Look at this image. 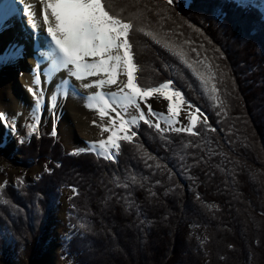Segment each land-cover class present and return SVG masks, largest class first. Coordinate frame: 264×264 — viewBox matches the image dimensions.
I'll return each instance as SVG.
<instances>
[{"label":"trees","instance_id":"obj_1","mask_svg":"<svg viewBox=\"0 0 264 264\" xmlns=\"http://www.w3.org/2000/svg\"><path fill=\"white\" fill-rule=\"evenodd\" d=\"M128 1L129 6L125 0L105 3L111 5V14L131 25L126 39L133 50L132 61L139 65L137 77L144 75L137 83L149 88L174 80L186 99L205 111L209 127L203 120L195 123V132L144 129L149 124L140 125L135 127L134 140L120 141L117 159H107L90 148L67 150L59 138L54 140L53 131L51 136L38 129L31 131L26 140H18L20 164L29 166L43 158L46 167L28 185L16 183L15 187L4 185L0 189V264H39L50 214L64 188L71 190L67 207L70 231L61 239L60 251L65 264H177L178 253L173 248L181 250L189 243L199 244L203 239L200 229H208L197 201L207 207L211 203L204 202L220 204V227L234 226L230 220H234L236 213L245 233L247 228H253L252 223L248 226L249 221L260 220V216L252 220L251 211L247 213L249 217L245 215L244 209L248 208L240 198L247 195L248 188L242 185L240 170L233 175L231 170L244 159L258 166L261 179L264 177V20L260 19L263 11L248 2L244 3L247 6H239L233 0H173L167 6L156 0ZM137 28H142V33ZM152 32L161 33L167 44L156 35L152 38ZM176 45L185 46V51L179 52ZM185 62L194 73L179 65ZM199 71H204L213 82L215 94L199 87ZM226 97L232 100L227 101ZM229 116L231 120L237 119L242 133L235 129L236 133L229 132ZM210 126L215 128L214 132ZM250 139L259 149L257 158L247 147ZM182 142L188 144L180 149ZM144 176L150 178L146 180ZM251 188L249 192L258 190L254 193L264 195L261 182L256 190ZM16 194L26 209L11 204L9 198ZM125 200L133 202L136 208L126 205ZM190 209L192 213L188 214ZM262 209L260 212L264 213ZM101 210L106 214L112 211V217L129 230L119 234L116 248L107 247L117 240L110 238L115 223L108 225ZM173 213L175 217L171 219ZM94 215L99 220L92 223ZM262 232L257 228L254 233ZM259 240H249L246 264H252V260L255 264L254 255L257 260L262 258ZM241 243L244 241L238 240L235 245ZM136 248L144 260L138 257ZM164 248H170L173 254H161Z\"/></svg>","mask_w":264,"mask_h":264},{"label":"rangeland","instance_id":"obj_2","mask_svg":"<svg viewBox=\"0 0 264 264\" xmlns=\"http://www.w3.org/2000/svg\"><path fill=\"white\" fill-rule=\"evenodd\" d=\"M37 1L34 4H37ZM113 0H109L111 3ZM240 1V0H238ZM252 2L254 5L258 6L264 11V1L260 0H249ZM18 0H15L16 3V8L20 7L18 5ZM126 5H130L128 0H125L124 2ZM40 4V1H39ZM258 4H260L262 7H260ZM124 4H121L122 8L125 10H129V7ZM120 6V7H121ZM22 7V6H21ZM22 9V8H21ZM23 10V9H22ZM21 10V11H22ZM36 13L35 17L32 19H29L24 12H22L21 16L18 17V12L16 11L13 14V19L16 18L17 20V26L13 29V32H11V35L14 37V34L18 31L21 34L17 35L18 39H21L23 41V44L21 43L22 47H18V44H14L15 47L13 48V55L10 56V58H6L2 54V45L5 44L3 42L0 43V62H3L2 65H7L8 68L7 71H10V73H13L17 75V72H14L12 68L18 69L20 68L22 61L19 63L15 61H19L20 57H18L19 53H22L24 56V61L25 57H27L26 52L29 49V45H31L34 41V32L32 28V23H35V20L38 17V12ZM261 20H264V13L262 16H260ZM9 20V19H8ZM10 21V20H9ZM25 23V25H23ZM142 29V28H141ZM139 28H137V31L139 33H142ZM9 29H7L6 32H8ZM5 29L1 28V33H0V39H3L5 36ZM151 35L152 38H154V35L162 39L165 43L164 38L160 34H154ZM144 37V36H143ZM11 36L7 37V40H11ZM145 38V37H144ZM21 41V42H22ZM229 41H232L234 43L235 40L230 39ZM129 43V54L133 56V50L132 47ZM170 43V42H169ZM236 43V42H235ZM237 44V43H236ZM9 44L6 43L5 46H8ZM168 47V45H166ZM25 47V48H24ZM177 49L180 48L179 52L183 53L185 51L181 45H176L175 46ZM10 48V47H9ZM134 48V47H133ZM21 50L20 52L17 51ZM187 50V49H186ZM134 57V56H133ZM13 58L15 59L13 62ZM48 59V58H46ZM45 59V60H46ZM41 58H37V63L39 65L41 64L40 67H43L44 61ZM12 62V63H11ZM44 62V63H43ZM5 63V64H4ZM133 71H134V76L133 80L137 81L140 78H144V75H138L136 74V68L138 71L139 65L135 64L133 61ZM53 66V69L50 70L49 76L46 80V83L43 85L44 80L41 76L38 74H33V78L29 81L28 78V83L25 85L27 89L32 88L34 92L40 93L42 92L43 95L41 96V102H40V108L39 110H35V113H33L34 109V97L31 94H29V91H25L24 93L22 89H20L22 95L21 98H19L18 102L14 101V94H7L4 91H2V95L0 96V114H6L7 119L6 120H0V189L4 185L8 186H16V183H21L23 186L28 185L32 183L34 180L38 178L37 174L39 175L45 166V161L43 158H39V160H36L35 162H31V165L29 166H22L20 163V156L21 154H18L17 146L16 143L18 140L25 139L28 137L29 132L32 130L31 125L36 123V118H39V123L37 124L36 129H38V132L43 131L44 132L48 131L51 134V131L55 129L56 132V137L54 140H59L63 142V145L65 146V149L67 150H72L73 148H89V146H92L91 149L98 151L99 153L103 154V150L100 149L98 142L100 140H107V136L110 133H105L101 130V125H106L108 117H104L103 119L99 116V112L94 109V108H89L87 105L89 104V101L87 97L89 95L82 94L80 90H77L74 87V80L71 79L67 72L62 73V69L60 70L59 73L55 71L56 67L54 64H51ZM181 67L189 70L190 72L194 73L195 70H190V65L185 62V64H179ZM2 68V67H1ZM197 69V68H196ZM22 68L20 69L21 73ZM2 72V70H1ZM143 72V69L142 71ZM25 73L28 74V70L25 69ZM12 76L9 74V77ZM67 77V78H66ZM127 77V75H126ZM175 77H180V75H175ZM39 78V79H38ZM69 78V80H68ZM39 80L38 83H36V80ZM196 79L199 81L200 79V84L199 87L201 89H204L208 94H215L217 91V88L214 86L213 82L207 77L206 73L204 71H199V74L196 72ZM63 80V82H62ZM17 81V80H16ZM66 81V83H65ZM135 81H133L135 83ZM172 81V80H171ZM19 82V81H18ZM71 82V83H70ZM91 80H84V81H76V87H79L83 83H91ZM163 83H168L162 82L158 86H155L154 88H159V86ZM138 88L137 83H135ZM171 85H175L174 83L169 84V91L173 92L174 90L171 88ZM0 87H7L10 88L9 90H13V86L11 83H9L6 86V82H0ZM203 87V88H202ZM213 88H215V92H213ZM142 89V88H140ZM153 89L152 87L147 88L146 90ZM143 90V89H142ZM15 92V91H14ZM175 92V91H174ZM179 92V91H178ZM16 93V92H15ZM157 93L158 92H154ZM94 94V93H93ZM8 95V96H7ZM11 95V96H10ZM92 95V94H90ZM159 95V94H158ZM120 95H117L116 97V102H118ZM108 95L105 97L110 104L113 103V97L107 98ZM159 97V96H158ZM215 98V97H213ZM177 99L180 100V98L173 97V103H176ZM227 101L232 100L229 97L227 98ZM149 100V99H146ZM159 100V102H158ZM186 104L190 105L187 106L185 103L181 102L180 100V108H179V123H168L167 118L171 115L170 113L167 112V104L168 101L164 100L162 96L160 98H155V95L151 97L150 103L152 107L155 109L156 114L155 116H148L147 118L151 121V125H144L145 123L142 120L137 119V122L135 124L129 123L126 125V127L129 129V133L132 131H135V127L139 128L140 125H144L142 128L144 129H152L154 127H157V123L159 124V127L161 130L164 129H174L176 127H181L183 128L184 132H193L194 125L195 123L199 120H203L205 123L208 124L207 122V114L204 113L201 109H199L197 106H194L193 104L189 103L187 100ZM229 103V102H228ZM189 108H196L199 109L198 113L194 109H188ZM118 110L121 111L122 115L124 118L128 121H131L132 116H137L139 117V113L136 112L133 108L129 107L127 109H123L122 107H118ZM142 111L145 112V115L147 116V109L142 107ZM189 110V111H188ZM194 110V111H193ZM190 114H189V113ZM109 115L112 117H115V112H109ZM185 115H189L185 117ZM190 116H195V121L192 122L189 117ZM185 117V122L181 123V118ZM236 118H232L231 116L226 118V128L229 130L230 133H236V132H241V127L237 123ZM95 121V123H93ZM232 122V123H231ZM233 124V125H232ZM191 125V131L188 130L189 126ZM207 126V125H206ZM205 126V128H206ZM234 126V128H233ZM210 129L212 132H214L215 128L210 126ZM226 129V130H227ZM233 129L236 130L233 131ZM36 131V130H35ZM34 132V131H33ZM222 135L224 134L223 130H220ZM227 132V131H226ZM242 133V132H241ZM5 136V139L3 137ZM46 136H48V133H46ZM137 137V133L135 136L132 137L131 140H134ZM172 138V136H170ZM224 138V135H223ZM173 139V138H172ZM247 142V147L251 149V151L254 153V156H260L259 149L257 148V145L251 142V139L248 140ZM120 140L118 141V143ZM134 142V141H133ZM181 148L187 147L188 143H180ZM208 147V146H207ZM178 149V150H180ZM177 150V151H178ZM176 151V153H177ZM21 152V151H20ZM118 150L115 148H109V155L112 157L116 158ZM241 164H236V169L231 170V174H237V169L240 170L239 174L240 177H242L241 182L243 183L242 185L249 189L251 188L252 190H256V186L259 185L261 182V187L264 185V177L263 180L261 172L258 168V166L255 165L253 166L252 163L247 162L244 159L239 160ZM47 163V162H46ZM234 177V176H233ZM146 180L150 178V176H144ZM182 182V181H181ZM183 188L187 186L185 184L182 185ZM250 186V188H249ZM246 193L247 195H244L243 197L245 198H240L242 199L243 205H246L248 210L245 208L244 212H246L245 215L249 212H253V216L251 219L253 220L254 218H258L257 222L249 221L248 226L252 223L253 228L249 229L247 228L246 233L241 229L240 226V221H237V213L236 209L233 207V215L235 214L234 220H230L234 224V226H229V229L226 227H220L223 223L222 221V210L219 208V203H213V202H204V203H211L208 204L210 207H207V205L200 203L197 201V208L200 211V215L207 220L204 224L207 225V228H201V234L203 239L199 241V244H194V243H189L188 245H185L181 248V250H177L173 248V251H176V254L178 253V261L177 264H246L247 263V253L248 250L247 248L250 246V243L253 242V239L255 237L260 238L258 241L257 245L259 250L261 251V256L259 260L257 255L255 256V264H264V213L260 212L261 209L264 211V195L260 194H255L254 192L256 191H251ZM240 194L237 192V195ZM17 195V194H16ZM71 195V190L68 188H64L62 190V194L59 199V203L55 206L53 213L50 214V222H49V231L48 234L45 238V246L43 248L42 254L39 258V264H65L64 260L61 258L60 251L62 247L61 239H63L67 233L70 231L69 227L67 226L66 218H67V207H68V197ZM11 204L13 205H18L21 206L23 205L22 199L20 195L13 196L9 198ZM250 199V200H249ZM126 201V200H125ZM239 202V201H238ZM127 203V204H126ZM241 204V202H239ZM126 205H129L132 209L136 208V205L131 202L129 204V201L127 200L125 202ZM261 206V207H260ZM261 208L260 210L257 208ZM23 209H26V207H22ZM105 210V208H104ZM14 211V210H12ZM102 211V210H101ZM251 211V212H250ZM213 212V214H212ZM192 213V210L188 212V214ZM102 214L106 217V221L108 225H115L113 226V231L112 234L110 235L112 237H116L117 240L114 241V243L109 247V244H107L108 248L111 247H118V237L119 234L121 233H128L125 229H123V225L121 222H117L116 219H114L112 216V211L106 214L104 211H102ZM238 214L242 216L241 209H239ZM175 213H173L172 218L173 219L175 216ZM95 216V215H94ZM99 216H101V213H99ZM102 217V216H101ZM249 217V215H247ZM103 218V217H102ZM99 220V217H92V223L95 221ZM171 221V220H170ZM227 222V221H226ZM225 222V223H226ZM244 224H246L244 222ZM116 229V232L114 231ZM257 228H260L263 232L259 235L257 233H254ZM106 234V233H105ZM165 232L163 233V235ZM142 239H138L140 241ZM238 240L244 241V243L241 245L236 246V242L238 243ZM250 240V243H249ZM146 241V240H145ZM147 252L148 255L150 253V247H149V239L147 240ZM162 242V240L160 241ZM107 241L104 246H106ZM117 243V244H116ZM159 243V242H158ZM58 247V250L54 252L53 250V245ZM206 244V245H205ZM138 245V244H136ZM205 245V246H204ZM99 247V245H97ZM208 247V248H207ZM163 248V247H162ZM170 248H164L161 251H157L158 253L168 255L169 253L172 252V250H169ZM109 250V249H107ZM106 252V250H104ZM136 252L139 253V249L136 248ZM146 251H144V254ZM173 254V252L171 253ZM141 260H144L143 255L139 256ZM218 257V259H216ZM251 261V260H250ZM253 264V260H252Z\"/></svg>","mask_w":264,"mask_h":264},{"label":"snow or ice","instance_id":"obj_3","mask_svg":"<svg viewBox=\"0 0 264 264\" xmlns=\"http://www.w3.org/2000/svg\"><path fill=\"white\" fill-rule=\"evenodd\" d=\"M166 3L171 5L173 0H166ZM30 7L25 5L23 12L26 16L35 17L36 13L30 12ZM110 7L111 5L105 3V0H40V14L43 18L44 30L50 38L54 66L66 70L69 77H75L78 81H84L88 77H101L91 83H83L82 87L97 89L94 94L87 97L89 101L87 106L96 109L102 119L108 117L107 124L101 125V130L110 134L107 140L102 139L98 142L107 159L113 158L109 155V148L118 150L119 140L131 141L136 135L135 131L129 133L126 125L135 124L137 119L151 125L147 117L155 116L156 111L146 98H151L154 92H158L168 101L167 112L171 115L167 118V122L175 124L180 122V100L177 99L176 103H173V97L179 98L181 95L179 92L168 90L171 81L150 90L137 87L133 82L132 59L126 39L131 25L111 14ZM16 11L15 0H0V19H7ZM32 28H36L34 22ZM118 70L127 75V82L118 85V92L110 93L113 97V103L110 104L99 89L105 85H117ZM35 82L38 83L39 80ZM28 91L34 97L33 113H35V110L40 108L43 93L34 92L32 88ZM118 93L122 95L119 96V102H116ZM142 105L147 109V116L141 110ZM118 107L123 109L131 107L139 113V117L132 116L131 121H128ZM110 111L115 112V117L109 115ZM6 119V114H0V120ZM189 119L194 122L195 116H190ZM38 123L39 118H36V123L31 125L32 131L36 130ZM156 126L159 127V124L157 123ZM173 130L180 132L184 129L176 127ZM188 130L191 131V125ZM52 134L55 135V129ZM86 150L88 149L79 151Z\"/></svg>","mask_w":264,"mask_h":264},{"label":"bare ground","instance_id":"obj_4","mask_svg":"<svg viewBox=\"0 0 264 264\" xmlns=\"http://www.w3.org/2000/svg\"><path fill=\"white\" fill-rule=\"evenodd\" d=\"M18 1H19L18 3L22 4V7H21L22 9L24 8L25 5H30L31 6L30 7V12H38V17L35 20L36 28L33 29L34 36H35L34 41H33V43L31 45L27 46V47H29V49L26 52V55H27V57H25L26 61H24L23 54L19 53L18 57H20V60L19 61H15V62L19 63L20 61H22V64L20 65L21 67L18 68V69L12 68V70L14 72H17L16 73L17 75H15L13 73H10V71H4V70H2V73H0V82H6V86L9 83H11L12 86H13V90H9L10 88H7V87H0V96L2 95V91H4L7 94L8 93L9 94H14V98H15L14 101H17V102H18L19 98H21L22 95H24V94H21L20 89H22L23 93H24V90L28 91V89L26 87L28 85H25V84L28 83V78H29V81L33 78L32 71H33V74L34 73L38 74L43 79H45L44 83H42L44 85L46 83L47 78L49 77L47 75H49L50 70L53 69V66L51 64L53 63V60H54V54H52V46H51L50 38L47 37V33L44 30L43 18H42L41 14H40V4H39L40 0L37 1V4H34L36 2V0H18ZM260 1L263 2L264 0H260ZM258 5L260 7H262L260 4H258ZM27 17L29 19L33 20V17H30V16H27ZM8 22H9V20L7 18L3 24L6 25V24H8ZM6 31H7V29H5V33H7ZM11 32H13V30ZM11 32L9 33L10 35H11ZM11 37H12V39L10 41H8L7 37L4 36L3 39H0V43L1 42L5 43V44L6 43H8V44L10 43V45L15 44L14 37L12 35H11ZM18 40L22 41L21 39H18ZM37 41L39 42V46H36V42ZM19 43L23 44V41L19 42ZM5 44H3L2 47H6ZM18 47H21V44H19ZM5 54L10 57V56L13 55V52L11 50H6ZM228 57H226V58H228ZM37 58H41L43 60H45L46 58H48V59H46L44 61L45 63L43 62L44 63L43 67H40L41 64L39 65V63H37ZM14 60L15 59L13 58V62H14ZM2 68L7 69L8 68V64L7 65H2ZM21 68H22V70H21V73H20V69ZM25 69L28 70V74L25 73ZM55 71L57 73H59L60 70H58L56 68ZM64 72H66V70L62 69V73H64ZM9 74H11L12 76L9 77ZM64 74H66V73H64ZM70 78L74 80V87L77 90H80V92L82 94L90 95V94H93V93H95L97 91V89L95 87H91V88H88V89L83 88L82 85H80L79 87H76V81L77 80L75 79V77H70ZM99 78H101V77H88L87 79L91 80V81H94V80L99 79ZM68 80H69V78H68ZM62 82H63V80H62ZM126 82H127L126 74L123 71L118 70L117 85H105L102 88H100L99 91L102 94H104L105 97L108 95L107 98H109V97H112L110 95V93L118 92V85H122L123 83H126ZM175 92H177V91H175ZM29 94H31V93L29 92ZM158 94L157 93H153L152 97L155 95V98L156 97L160 98L161 95L160 94L158 95ZM118 95H122V94L118 93ZM179 98H180L181 102H183L185 104L187 103V102L184 101V99H183V97L181 95H180ZM146 99H149V100H147V102H149L151 98H146ZM118 102H119V100H118ZM158 102H159V100H158ZM186 105L190 106L188 104H186ZM142 107H143V105H142ZM188 109H194L196 111V108H189L188 107ZM196 113H198V111H196ZM187 116H189V115H185V117H187ZM185 117L181 118V123L185 122ZM46 133H48V136H51L50 132H48V131L44 132V134H46ZM3 139H5V136L3 137ZM100 155L104 156L103 154H100ZM66 222H68V216L66 218ZM53 250H54V252H56L58 250V247L57 246L55 247L53 245Z\"/></svg>","mask_w":264,"mask_h":264},{"label":"water","instance_id":"obj_5","mask_svg":"<svg viewBox=\"0 0 264 264\" xmlns=\"http://www.w3.org/2000/svg\"><path fill=\"white\" fill-rule=\"evenodd\" d=\"M156 2H161V3L165 4L166 6L169 5L164 0H162V1L161 0H156ZM3 49H4V47H3ZM0 64H3V62H0ZM1 67L2 66H0V73H2L1 70L7 71V69L1 68Z\"/></svg>","mask_w":264,"mask_h":264}]
</instances>
